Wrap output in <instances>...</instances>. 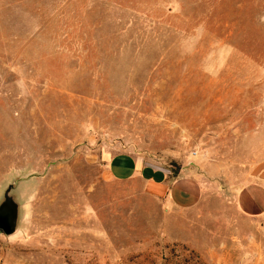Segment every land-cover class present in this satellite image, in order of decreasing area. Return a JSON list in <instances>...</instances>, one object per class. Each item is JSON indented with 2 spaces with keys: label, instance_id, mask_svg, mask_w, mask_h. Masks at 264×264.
<instances>
[{
  "label": "rangeland",
  "instance_id": "obj_1",
  "mask_svg": "<svg viewBox=\"0 0 264 264\" xmlns=\"http://www.w3.org/2000/svg\"><path fill=\"white\" fill-rule=\"evenodd\" d=\"M131 154L201 181L179 208ZM264 0H0V264H264Z\"/></svg>",
  "mask_w": 264,
  "mask_h": 264
},
{
  "label": "crops",
  "instance_id": "obj_2",
  "mask_svg": "<svg viewBox=\"0 0 264 264\" xmlns=\"http://www.w3.org/2000/svg\"><path fill=\"white\" fill-rule=\"evenodd\" d=\"M103 161L112 178L117 180L139 179L145 191L179 208L192 207L204 194L201 181L151 164L131 154H103ZM248 182L239 192V208L247 215L264 211V165H255Z\"/></svg>",
  "mask_w": 264,
  "mask_h": 264
},
{
  "label": "water",
  "instance_id": "obj_3",
  "mask_svg": "<svg viewBox=\"0 0 264 264\" xmlns=\"http://www.w3.org/2000/svg\"><path fill=\"white\" fill-rule=\"evenodd\" d=\"M15 187L16 184L9 185L0 201V231L5 235L17 231L21 218V204L17 200L16 193L13 192Z\"/></svg>",
  "mask_w": 264,
  "mask_h": 264
}]
</instances>
